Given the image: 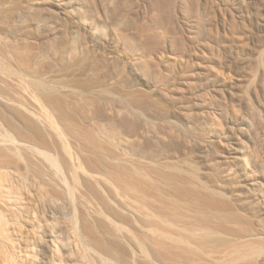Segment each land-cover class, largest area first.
Segmentation results:
<instances>
[{
  "label": "rangeland",
  "instance_id": "1",
  "mask_svg": "<svg viewBox=\"0 0 264 264\" xmlns=\"http://www.w3.org/2000/svg\"><path fill=\"white\" fill-rule=\"evenodd\" d=\"M27 43L44 71L12 52ZM0 165L21 264H50L49 230L78 239L82 215L118 223L135 264H264V0H0ZM175 220L207 240L158 246Z\"/></svg>",
  "mask_w": 264,
  "mask_h": 264
},
{
  "label": "bare ground",
  "instance_id": "2",
  "mask_svg": "<svg viewBox=\"0 0 264 264\" xmlns=\"http://www.w3.org/2000/svg\"><path fill=\"white\" fill-rule=\"evenodd\" d=\"M26 45L23 49L18 48L15 45V47L13 46L12 52L14 51L18 61L20 60V63L22 62L24 65L28 66V68L33 66L32 70L35 71H33L34 73L40 72L42 70L44 71L46 69V64H43V66L42 62L40 61H36L40 62V64H36V62L33 63L36 57V55H34L35 53L33 54V51L35 52V50H33L34 47L31 48L30 44L27 46ZM43 67L45 69H43ZM32 83H34L33 85L35 86L40 85V82L36 80ZM87 145L90 148H96V142L92 135L88 137ZM95 164L97 165V161L95 162ZM84 173L85 174H83L81 179L84 185L89 190L97 192L96 190L98 188V185L105 184L104 179L99 176V174L89 171ZM107 176L112 181L119 184L124 192L130 194H134L136 192V182L138 181V177L136 174L122 170L120 168H117L116 166L109 165L107 167ZM108 190L111 191L109 188ZM14 197L15 196L13 195L11 184V173L10 171L2 168V166L0 165V207L4 211L11 212L14 205ZM108 207L110 209L109 213L113 217H120L123 220L129 219V215L127 213L121 210H117L113 208V206L110 207V205ZM146 207L147 204H143L137 210L138 213L147 220L145 224L150 225V213ZM159 211L165 214H167V212H170L172 217L178 221L183 217V215L176 208H174L172 211H168L165 205H163L162 208H159ZM81 217L80 222L76 223V227H74L78 239H73L68 236L70 234L68 227L69 225L65 223L62 225L59 231L54 230L53 227H51V229L49 230L46 242H50V245H48V250L50 252V256L52 257V261L50 264H135L133 250H130L129 252L123 243L128 241L126 235L127 233H123L121 226L118 223H116L112 218L107 217V219H99V224L94 225L87 221L85 219V216L82 215ZM205 219L210 220V218L206 215ZM170 224L174 225L172 222H170ZM176 226L178 228L180 227L182 229H186V234L180 233V231H177V233H155V243L163 248H171L175 244L187 242L189 241V239L193 238L194 242L195 240L198 242L195 243H203L209 236V232L207 230L198 232L200 234H198L197 236L193 234L195 232H192V229L190 230V228H188L187 226L179 225L177 221ZM2 229L0 228V264H21L24 256L25 258L31 257V254L28 251L25 255H23L12 244H9L8 241L10 239V232L7 229ZM57 245H59L64 250V260L60 257V255L54 248L57 247Z\"/></svg>",
  "mask_w": 264,
  "mask_h": 264
}]
</instances>
